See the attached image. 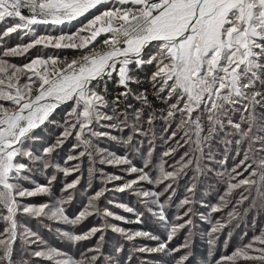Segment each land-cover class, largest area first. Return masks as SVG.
<instances>
[{
	"label": "snow or ice",
	"instance_id": "obj_1",
	"mask_svg": "<svg viewBox=\"0 0 264 264\" xmlns=\"http://www.w3.org/2000/svg\"><path fill=\"white\" fill-rule=\"evenodd\" d=\"M157 122L165 148L152 163ZM51 125L54 139L43 134ZM140 137L149 145L143 167L128 155L140 151ZM100 138L124 154L100 148ZM213 140L223 143L222 158ZM210 173L223 185L206 205L222 216L201 214L211 225L210 255L231 220L247 217L252 228L211 264H264V0H0V264H124L125 245L109 249V232L142 264H195L192 205L198 178ZM126 190L162 235L113 222H146L144 212L106 195ZM78 191L84 200L70 214ZM37 195L48 199H28ZM89 217L98 222L76 230ZM25 218L52 221L49 229L78 255L49 244Z\"/></svg>",
	"mask_w": 264,
	"mask_h": 264
},
{
	"label": "rangeland",
	"instance_id": "obj_2",
	"mask_svg": "<svg viewBox=\"0 0 264 264\" xmlns=\"http://www.w3.org/2000/svg\"><path fill=\"white\" fill-rule=\"evenodd\" d=\"M75 23V22H73ZM67 30V29H66ZM19 41H11V43H16ZM34 51V50H33ZM44 51H47L45 49ZM17 62L23 59V57H17L15 58ZM59 119V117H57ZM103 130V129H101ZM59 129L56 125H51L50 130L48 132L43 133L45 136L51 135V137L54 139L55 135L58 134ZM127 129H125L124 134L127 135ZM155 132V138L153 139V146L154 151L152 155V163H155L156 160L159 158L160 153L164 150L165 144L163 140L161 139L166 134L162 131L161 122L156 123V127L153 129ZM116 134V133H114ZM149 138H152L151 136ZM140 140H143L144 142L140 145V151H134L129 150L128 155L129 159L131 160V163L137 167H143L144 160L142 159V154L147 152L148 149V142L147 139L140 137ZM133 143H138L136 137L133 138ZM211 143V150L213 153L217 156V158H222L223 154V143L218 140H213ZM98 146L100 148L108 149L110 151L116 152L118 155H123L125 152V147L122 146L119 143H116L114 141L108 140L107 138H100ZM70 147V144H66L64 150L61 153V156L67 155V150ZM205 151H208L206 148ZM167 159V158H165ZM59 163L63 164V159L58 158ZM170 162V161H169ZM73 163V162H69ZM232 159L229 157V159L226 162L227 167L232 166ZM105 168L106 172H114L121 176H126L127 174L124 172H121L119 170V167H113L110 165L103 166ZM218 168L220 166H217ZM85 173V177H86ZM192 174L189 173L188 176L190 177ZM67 179H71V176H69ZM36 180L38 182H45L43 176H37ZM185 180H187V177L182 179L180 181V187L177 189L176 194L173 196V207L168 208L167 211L169 215L177 212V208L174 206L175 202L178 201L183 195H184V183ZM82 184L86 183L85 179H82ZM112 183H121V181H114ZM93 188L98 187L100 185L99 180H95L92 182ZM112 184L110 183L108 185L109 188H111ZM79 185L77 188L79 189ZM146 187H150L147 186ZM223 188V185L219 182V178L216 176L215 173L206 174L204 176H201L198 178L197 183V189H196V202L192 205L194 209V214L192 215L193 220V228L192 231L195 234L194 235V247H193V254L195 259V264H211L212 260L218 259L220 254H230L231 251L239 244L241 237L244 232H248L251 234L252 228L250 226V219L245 218H237L235 220H231L228 224H225L224 228L221 229L219 235V239L216 241L215 247L212 249V253L210 255L209 253V244H208V236L206 235L207 229L211 226L209 223V220H206L202 218L203 214L204 216H209V219H211L213 222L217 217H221L222 213L220 212H211L209 207L206 205L214 204L217 202V196L219 191H221ZM53 190L56 193V195H59V185L54 182ZM91 192L92 189H89ZM109 199L115 200L118 203L128 205L129 207H132L136 209L137 211L144 212L146 219V222L144 224H127L123 223L121 221H113L114 223L120 224L122 227L126 228H143L145 230L153 231L154 234H163L164 229L155 223L154 220L150 219L151 216L150 213L147 212L144 205L139 203V198L130 195L128 191L125 192H108L106 193ZM30 199L33 203H41L48 199L47 196L44 195H37ZM84 200V196L81 192H77L75 195L74 201L67 205V210L69 213H73L76 211L77 208L81 206V202ZM201 201L204 203L202 204ZM102 204L105 207L110 208L113 212L118 213L119 215L129 217L131 219H134L133 213L127 212L125 209L116 207L113 205L107 204L106 201L102 200ZM183 209H179V211H182ZM226 211V210H225ZM210 213V215H209ZM25 222L28 228H30L32 231L38 233L41 237H43L49 244H52L53 246L61 248L63 251L67 252L69 255H78L77 253V247L72 246L69 244L66 240H62L59 238L57 232H56V226H53L51 230L49 229L48 225L53 224L52 221L47 220L46 218H25ZM98 221L94 219L93 217H89L86 219L82 225L76 226V230H79L82 227L90 226L91 224L97 223ZM246 225H248L246 227ZM58 227L63 229H68V225H59ZM108 248L111 249V244L115 242L116 240H119L121 244L125 245V252L122 254L121 259L123 260L124 264H129L127 256L131 255L132 260L131 264H142V261L139 258L140 254L132 252L130 246L128 245L127 241L122 240L117 234L115 233H108ZM227 240V245L224 243V241ZM179 242H183V234H181L178 238ZM145 243H155L152 241H144ZM86 243V242H85ZM42 264H48L47 261H43Z\"/></svg>",
	"mask_w": 264,
	"mask_h": 264
},
{
	"label": "trees",
	"instance_id": "obj_3",
	"mask_svg": "<svg viewBox=\"0 0 264 264\" xmlns=\"http://www.w3.org/2000/svg\"><path fill=\"white\" fill-rule=\"evenodd\" d=\"M133 103H135V102H133ZM153 103H154V104H159V102H158V101H153Z\"/></svg>",
	"mask_w": 264,
	"mask_h": 264
}]
</instances>
